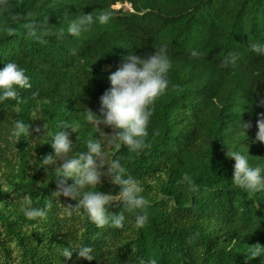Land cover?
<instances>
[{
    "label": "trees",
    "instance_id": "trees-1",
    "mask_svg": "<svg viewBox=\"0 0 264 264\" xmlns=\"http://www.w3.org/2000/svg\"><path fill=\"white\" fill-rule=\"evenodd\" d=\"M105 8L114 12L108 23L79 36L66 32L69 19ZM39 21L44 43L29 32ZM253 43H264V0H0V68L16 61L30 84L0 102V264H264L245 259L249 245L264 246V190L232 184L234 160L226 155L240 148L250 163L264 164V143L255 141L264 119V56L252 52ZM160 45L171 59L170 85L153 107L147 147L136 155L105 140L102 159L118 156L139 181L147 221L135 228L141 210L113 201L109 211L125 217L123 226L98 228L75 200L53 194L54 165H37L54 155L51 137L66 122L78 127L73 151L99 138L84 108L98 110L123 56L146 57ZM228 53L234 62H225ZM14 119L28 126L27 136L10 135ZM240 119L251 125L246 134ZM184 173L195 191L180 183ZM119 190L106 175L96 185L101 193ZM24 197L46 215L25 217ZM69 244L88 245L93 259L60 256Z\"/></svg>",
    "mask_w": 264,
    "mask_h": 264
},
{
    "label": "clouds",
    "instance_id": "clouds-1",
    "mask_svg": "<svg viewBox=\"0 0 264 264\" xmlns=\"http://www.w3.org/2000/svg\"><path fill=\"white\" fill-rule=\"evenodd\" d=\"M119 6V8L122 7L120 4ZM126 9H130V6L128 5ZM113 15L114 12L109 8L100 10L95 17L91 13H83L68 20L66 32L72 36H79L82 31L88 30L94 23L100 25L108 23ZM28 27L35 40L45 42L43 21ZM37 28L40 34H36ZM64 31L65 29H61L60 35H63ZM250 47L253 53L264 56V43H253ZM191 55L196 56V51L193 50ZM235 59L232 53H228L224 58L228 63L234 62ZM170 68L171 59L166 45L156 47L155 51L146 57L134 54L123 56L118 68L109 74L110 86L99 97L98 110L92 111L87 107L83 110L86 121L96 132L100 133L99 138H90L86 143L85 151H73L76 145L70 139V135L72 132L77 133L78 127L76 124L66 122L51 137L50 144L54 155H45L37 165L41 167V161L43 167L54 165L51 173L54 176L52 180L56 184V191L53 194L75 200V206L81 208L87 219L98 228L106 225L116 228L123 226L125 217L121 213L113 214L109 211L113 201H118L128 210H141L134 217L133 226L135 228H142L147 221V215L142 210L147 207L148 202L142 194L141 184L137 179L125 173L118 156L114 155L109 162L102 163L105 155L104 142L106 140L107 144L112 145L116 150L123 145L129 153L136 155L147 147L146 137L149 134L148 128L153 107L157 99L169 88ZM28 87H30L29 77L25 69L16 61H6L0 68V102L8 98H16L18 89ZM101 126L109 127L111 133H105ZM250 126V123L240 119L239 127L243 133L246 134L245 130ZM256 126L258 130L255 141L264 143V119H258ZM9 133L13 137L22 134L27 136L28 126L21 120L14 119ZM43 135H45V130ZM38 138L35 139L37 143H39ZM226 155L234 160L233 175L230 181L232 184L246 193L264 190V164L250 163L249 153L245 154L240 148L230 150L228 147ZM57 160L61 163L55 166ZM102 175L108 176L113 184L120 186L117 194L96 191V185L100 182ZM68 180H72V183H67ZM180 183L189 185L193 191L196 190V185L192 183L188 173L183 174ZM18 207L27 218H42L46 215L45 209L33 207L27 197L20 201ZM61 249L60 256L65 258L70 257L72 251H76L78 257L93 259V249L88 245L73 247L69 244V247H61ZM245 253L246 261L256 257H260V261L264 260V246L260 244L249 245ZM149 264H156V262L152 260Z\"/></svg>",
    "mask_w": 264,
    "mask_h": 264
},
{
    "label": "rangeland",
    "instance_id": "rangeland-1",
    "mask_svg": "<svg viewBox=\"0 0 264 264\" xmlns=\"http://www.w3.org/2000/svg\"><path fill=\"white\" fill-rule=\"evenodd\" d=\"M120 6L119 4L115 5L114 8L118 9ZM123 9H126V7L128 8V5H122Z\"/></svg>",
    "mask_w": 264,
    "mask_h": 264
}]
</instances>
